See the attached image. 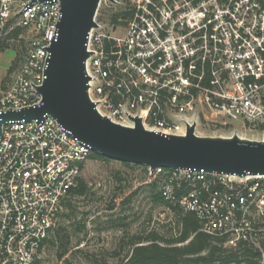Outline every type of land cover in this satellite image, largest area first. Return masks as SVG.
<instances>
[{
  "label": "built area",
  "instance_id": "1",
  "mask_svg": "<svg viewBox=\"0 0 264 264\" xmlns=\"http://www.w3.org/2000/svg\"><path fill=\"white\" fill-rule=\"evenodd\" d=\"M122 6L130 11L126 23L119 18L106 30L94 17L87 36V92L101 116L126 126L138 116L152 124L143 125L149 130L185 134L198 118L187 112L200 105L264 129V0H126ZM60 17L58 0H0V26L12 19L30 34L0 93V264L39 259L92 153L49 114L3 118L42 104L38 88ZM147 168L160 177L163 198L194 213L201 231L225 248L252 246L256 264H264V176Z\"/></svg>",
  "mask_w": 264,
  "mask_h": 264
},
{
  "label": "water",
  "instance_id": "2",
  "mask_svg": "<svg viewBox=\"0 0 264 264\" xmlns=\"http://www.w3.org/2000/svg\"><path fill=\"white\" fill-rule=\"evenodd\" d=\"M54 0H30V2ZM61 17L59 36L47 47L45 79L38 90L40 106L9 110L4 119L41 120L54 117L91 152L120 162L172 169H196L238 177L264 176V140L200 136L195 123L185 134H165L143 126L140 117H130L134 126L115 123L101 116L88 96L85 71L87 36L100 0H58ZM115 2V0H109Z\"/></svg>",
  "mask_w": 264,
  "mask_h": 264
},
{
  "label": "rangeland",
  "instance_id": "3",
  "mask_svg": "<svg viewBox=\"0 0 264 264\" xmlns=\"http://www.w3.org/2000/svg\"><path fill=\"white\" fill-rule=\"evenodd\" d=\"M100 0L96 20L109 29L108 22L101 20L102 11L110 6H122L126 0ZM1 27V26H0ZM15 23L2 31L9 34ZM30 34L22 29L16 38L6 40L7 48L0 50V93L10 83L18 66L9 72L12 61L23 54ZM188 116L198 117L195 133L200 136L264 139V129L241 120L230 121L213 114L205 107L195 106ZM145 127L152 124L143 121ZM81 178L88 189L83 195L70 196V204L62 207L58 217L53 244L42 249L41 264H121L131 254L133 243L151 231L166 238L177 234L179 225L173 209L164 202L151 199L152 183L158 178L151 175L146 165L123 164L109 159L89 158L83 166ZM58 231V234H57Z\"/></svg>",
  "mask_w": 264,
  "mask_h": 264
},
{
  "label": "trees",
  "instance_id": "4",
  "mask_svg": "<svg viewBox=\"0 0 264 264\" xmlns=\"http://www.w3.org/2000/svg\"><path fill=\"white\" fill-rule=\"evenodd\" d=\"M101 20L108 23H118L119 18H123L121 23H126L130 17V11L125 6H110V9L102 11ZM13 23L12 19L7 20L0 28L7 30ZM22 28L15 26L6 36L0 35V50L7 48L6 40L9 37L16 38L21 34ZM20 56L16 57L9 68V72L18 64ZM90 158L109 160L104 156L91 153ZM125 165L129 163L123 162ZM152 183L151 199L155 203H167L175 212L178 219L177 234L171 238H166L157 231H151L144 237H139L133 243L131 254L121 264H256L258 250L252 246L244 245L241 249L234 250L225 248L222 240L200 230L199 219L192 212L183 211L177 206H173L163 198L160 192V177ZM88 189L87 183L79 177L76 186L69 193V196L63 200L66 205L70 196L83 195ZM178 193V190H177ZM70 203L67 202V205ZM56 234V233H55ZM58 234V231H57ZM56 239L51 236L46 244L52 243ZM33 264H41L40 259H36Z\"/></svg>",
  "mask_w": 264,
  "mask_h": 264
}]
</instances>
